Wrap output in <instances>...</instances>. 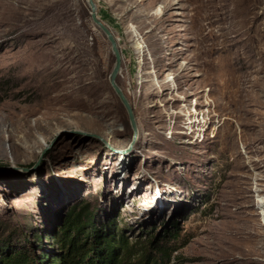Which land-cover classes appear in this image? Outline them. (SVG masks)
<instances>
[{
	"label": "rangeland",
	"instance_id": "374dc122",
	"mask_svg": "<svg viewBox=\"0 0 264 264\" xmlns=\"http://www.w3.org/2000/svg\"><path fill=\"white\" fill-rule=\"evenodd\" d=\"M93 3L137 136L86 0H0V236L89 201L130 242L175 230L165 264H264V0Z\"/></svg>",
	"mask_w": 264,
	"mask_h": 264
},
{
	"label": "trees",
	"instance_id": "16d2710c",
	"mask_svg": "<svg viewBox=\"0 0 264 264\" xmlns=\"http://www.w3.org/2000/svg\"><path fill=\"white\" fill-rule=\"evenodd\" d=\"M95 202L69 207L48 239L38 233L15 231L0 236V264H165L177 239L175 230L145 231L131 242L114 219L99 221ZM42 238V239H41ZM14 240V241H13ZM51 240L46 249L42 241Z\"/></svg>",
	"mask_w": 264,
	"mask_h": 264
},
{
	"label": "water",
	"instance_id": "95a60500",
	"mask_svg": "<svg viewBox=\"0 0 264 264\" xmlns=\"http://www.w3.org/2000/svg\"><path fill=\"white\" fill-rule=\"evenodd\" d=\"M87 6L89 8V13H90V19L92 24L94 25V27L103 34V36L105 37V39L107 40L109 47H110V51L113 55L114 58V62H113V66L108 74V82L110 87L112 88L114 94L116 95L117 99L119 100V102L121 103V105L123 106L125 113L127 115V120H128V124L131 130V142L130 145L134 142L137 133H138V128H137V123L133 114V110L131 105L129 104L128 100L126 99V97L124 96L123 92L121 91V89L118 87V85L116 84V78L117 75L120 72L121 69V55L119 53L116 41L113 37V35L111 34V32L107 29V27H105L97 18V13H96V9H95V5L93 3V0H86ZM66 132H73V133H79L82 135H85L87 137H93L95 139L100 140L105 146L108 147L107 142H105L100 136L92 134V133H87L84 131H78V130H66V131H59L57 134H62V133H66ZM57 136V135H56ZM55 136V137H56ZM54 137V138H55ZM49 141V143L45 144L40 152L39 155L35 161V163H33L32 168L36 167L40 160L42 159L43 155L46 153V151L51 147L53 140ZM19 170H24L25 168H18Z\"/></svg>",
	"mask_w": 264,
	"mask_h": 264
},
{
	"label": "flooded vegetation",
	"instance_id": "af4514ba",
	"mask_svg": "<svg viewBox=\"0 0 264 264\" xmlns=\"http://www.w3.org/2000/svg\"><path fill=\"white\" fill-rule=\"evenodd\" d=\"M91 59L97 64L98 60H99V55H98V51L96 48L93 49L92 54H91ZM86 58H88L87 56L82 55V57L80 58L82 61L85 60ZM85 66L87 65V63H83Z\"/></svg>",
	"mask_w": 264,
	"mask_h": 264
},
{
	"label": "bare ground",
	"instance_id": "6f19581e",
	"mask_svg": "<svg viewBox=\"0 0 264 264\" xmlns=\"http://www.w3.org/2000/svg\"><path fill=\"white\" fill-rule=\"evenodd\" d=\"M158 10H159V9H158ZM156 12H157V11H156ZM182 109H183V108H182ZM182 112H183V110H179V111H178V113H182ZM190 113H191V111H190ZM192 113H197V112H196V109L192 110ZM193 116H194V115H193ZM193 116H192V117H193ZM195 117H196V116H195ZM187 118H188V117H187ZM191 119H192V118H191ZM190 122H191V120H189L187 123L190 124ZM257 205H258V206L260 205L261 207L264 206V201H260V203L257 204ZM262 215H263V217H264V212H263ZM263 225H264V222H263Z\"/></svg>",
	"mask_w": 264,
	"mask_h": 264
}]
</instances>
